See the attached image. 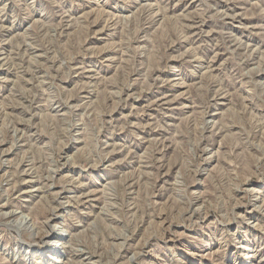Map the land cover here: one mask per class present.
Instances as JSON below:
<instances>
[{
    "label": "rangeland",
    "instance_id": "obj_1",
    "mask_svg": "<svg viewBox=\"0 0 264 264\" xmlns=\"http://www.w3.org/2000/svg\"><path fill=\"white\" fill-rule=\"evenodd\" d=\"M0 264H264V0H0Z\"/></svg>",
    "mask_w": 264,
    "mask_h": 264
},
{
    "label": "bare ground",
    "instance_id": "obj_2",
    "mask_svg": "<svg viewBox=\"0 0 264 264\" xmlns=\"http://www.w3.org/2000/svg\"><path fill=\"white\" fill-rule=\"evenodd\" d=\"M19 226V225H18ZM21 226V225H20ZM55 235L53 234H48L45 237V240H47L48 242H46L42 247L38 249V253L41 256H45V260L49 261L52 259L53 256H55L57 254V249L59 247H57L56 245V238L54 237Z\"/></svg>",
    "mask_w": 264,
    "mask_h": 264
}]
</instances>
